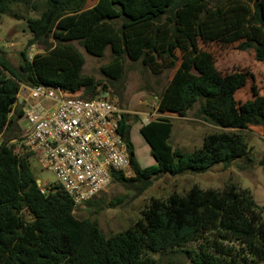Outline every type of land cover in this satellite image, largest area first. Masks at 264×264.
<instances>
[{
    "label": "trees",
    "instance_id": "1",
    "mask_svg": "<svg viewBox=\"0 0 264 264\" xmlns=\"http://www.w3.org/2000/svg\"><path fill=\"white\" fill-rule=\"evenodd\" d=\"M28 1L0 0V22L14 3ZM40 1L39 16L26 20L30 39L18 67L0 55V138L10 132L22 144L23 131L17 127L23 118L18 102L22 85L81 91L84 99L101 97L99 84L82 74L84 59L73 42L94 58H102L108 48L112 60L101 70L112 80L120 78L124 58L139 61L154 76L174 70L157 96L160 117L139 128L154 166H139L129 137L131 123L123 114L119 134L133 176L113 173V182L134 183L141 193L160 175L228 167L250 151L243 130L256 126L264 136V94L252 87V99L239 104L235 94L248 73H220L200 47L239 43V50L252 49L254 59L264 63V0H226L217 7L209 0H98L89 9L87 0ZM32 7L37 10L35 3ZM32 45L43 46L44 52L28 61ZM196 103L198 116L221 131L205 135L190 153L174 150L169 144L172 122L163 115L185 118ZM14 141H0V264H159L153 254L173 248L191 264H264V207L246 189L194 185L185 195L151 198L130 227L106 237L94 221L74 216L73 203L59 184L41 192L30 170L31 155L15 153ZM193 242L196 249H182Z\"/></svg>",
    "mask_w": 264,
    "mask_h": 264
},
{
    "label": "rangeland",
    "instance_id": "2",
    "mask_svg": "<svg viewBox=\"0 0 264 264\" xmlns=\"http://www.w3.org/2000/svg\"><path fill=\"white\" fill-rule=\"evenodd\" d=\"M94 0H87L86 4ZM212 7H217L226 0H209ZM35 3L37 10L32 4ZM42 11L40 0H30L27 4L14 3L1 18L0 22V55L15 68L20 63V52L27 47L30 34L26 28L28 18H36ZM81 53L84 59L82 74L90 76L99 84L98 91L101 97L119 106L124 114L128 115L131 123L129 137L135 151L137 162L141 168L154 166L148 145L139 133L141 124L160 117L156 112L157 96L171 79L174 70H167L159 76H154L139 61L132 62L123 59V71L118 80H112L102 73V67L112 60L107 48L102 58H94L76 43H72ZM239 43L224 45L219 43L200 44L202 50L211 54L216 69L222 74L233 72L248 73L244 87L235 94L236 101L240 104L252 99V87L259 94H264V63L254 59L252 49L239 50ZM38 54L44 52L41 45H36ZM103 87L106 89L103 90ZM80 96L82 92L80 91ZM19 95H24L20 92ZM199 103L187 113L185 118H179L175 114H166L172 122V132L169 144L174 150L190 153L200 147L202 137L221 131V129L209 124H202V118L198 116ZM135 117L139 119L135 121ZM29 126L28 121L22 118L17 122L19 131H24ZM246 143L250 149L248 155L240 160H235L228 167L222 164L214 165L209 171L201 174H183L171 176L164 174L151 180V185L141 193L134 189L133 184H121L111 182L100 193L91 205L74 210L77 219H89L94 221L100 231L110 237L130 227L141 216L144 205L151 198L166 199L170 194L185 195L189 189L196 185L202 190H220L227 185H234L240 189L248 190L255 202L264 207V168L259 161L264 156V137L259 135V127L251 126L243 130ZM15 140L17 154H22L21 140L14 139L10 132H5L0 141L12 143ZM24 154V153H23ZM30 170L38 185L48 189L50 185L57 183L55 175L42 168L36 157L29 159ZM197 243H188L183 250H194ZM153 258L159 264H191L186 255L173 248L164 254H153Z\"/></svg>",
    "mask_w": 264,
    "mask_h": 264
},
{
    "label": "built area",
    "instance_id": "3",
    "mask_svg": "<svg viewBox=\"0 0 264 264\" xmlns=\"http://www.w3.org/2000/svg\"><path fill=\"white\" fill-rule=\"evenodd\" d=\"M37 47L28 48L31 61ZM24 154L36 157L50 170L57 184L70 197L73 210L94 200L112 182L113 173L133 176L129 153L119 134L124 111L108 99H84L80 91L60 87L21 86ZM41 188V187H40ZM45 193L46 189L41 188Z\"/></svg>",
    "mask_w": 264,
    "mask_h": 264
},
{
    "label": "crops",
    "instance_id": "4",
    "mask_svg": "<svg viewBox=\"0 0 264 264\" xmlns=\"http://www.w3.org/2000/svg\"><path fill=\"white\" fill-rule=\"evenodd\" d=\"M98 0H94L92 3H90L89 5L88 4H85V8L86 9H89V8H92L95 4H96V2H97ZM183 119V118H182ZM201 123L202 124H205V125H207V122H205V121H201ZM145 124V123H144ZM220 129V128H219ZM259 135H261L262 136V133L259 131ZM262 137H264V136H262ZM203 138V137H202ZM135 152V151H134Z\"/></svg>",
    "mask_w": 264,
    "mask_h": 264
},
{
    "label": "water",
    "instance_id": "5",
    "mask_svg": "<svg viewBox=\"0 0 264 264\" xmlns=\"http://www.w3.org/2000/svg\"><path fill=\"white\" fill-rule=\"evenodd\" d=\"M104 97H105V96H104ZM18 102H19V104L22 103V99H21L20 97L18 98ZM259 165H260L262 168H264V156H262L261 160L259 161Z\"/></svg>",
    "mask_w": 264,
    "mask_h": 264
}]
</instances>
